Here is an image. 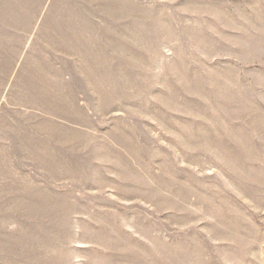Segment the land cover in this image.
<instances>
[{
  "label": "rangeland",
  "instance_id": "obj_1",
  "mask_svg": "<svg viewBox=\"0 0 264 264\" xmlns=\"http://www.w3.org/2000/svg\"><path fill=\"white\" fill-rule=\"evenodd\" d=\"M0 264H264V0H0Z\"/></svg>",
  "mask_w": 264,
  "mask_h": 264
}]
</instances>
